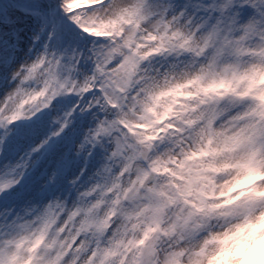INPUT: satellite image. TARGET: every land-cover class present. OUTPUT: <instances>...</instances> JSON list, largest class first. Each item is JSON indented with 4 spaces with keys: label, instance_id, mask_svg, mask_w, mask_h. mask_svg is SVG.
<instances>
[{
    "label": "snow or ice",
    "instance_id": "1",
    "mask_svg": "<svg viewBox=\"0 0 264 264\" xmlns=\"http://www.w3.org/2000/svg\"><path fill=\"white\" fill-rule=\"evenodd\" d=\"M0 264H264V0H0Z\"/></svg>",
    "mask_w": 264,
    "mask_h": 264
}]
</instances>
